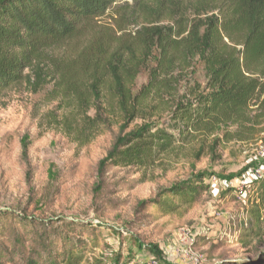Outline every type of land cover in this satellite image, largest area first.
Returning a JSON list of instances; mask_svg holds the SVG:
<instances>
[{"label": "rangeland", "instance_id": "374dc122", "mask_svg": "<svg viewBox=\"0 0 264 264\" xmlns=\"http://www.w3.org/2000/svg\"><path fill=\"white\" fill-rule=\"evenodd\" d=\"M84 43L82 38L44 53L35 67L43 70V88L27 78L0 94V252L6 250L1 242L14 245L17 227L33 242L30 221L19 224L32 218L49 222L57 243L64 236L86 241L88 233L95 235L88 243L90 264H148L150 258L157 264H264V237L242 243L236 231L252 218L255 184L239 183L264 161V129L245 133L248 123L241 137L238 126L209 137L200 134L148 168L101 170L100 162L123 134L124 120L109 86L100 89L95 102L90 78L77 71L75 84L88 99L83 102L60 82L59 72L75 65ZM24 73L35 82L32 70ZM180 76V94L188 83L206 82L198 60ZM149 79L143 70L131 87L134 96ZM142 104L158 109L153 115L140 111L126 132L142 124L167 128L170 105L153 97ZM189 182L201 188L195 204H181L172 212L144 206L163 190Z\"/></svg>", "mask_w": 264, "mask_h": 264}, {"label": "trees", "instance_id": "16d2710c", "mask_svg": "<svg viewBox=\"0 0 264 264\" xmlns=\"http://www.w3.org/2000/svg\"><path fill=\"white\" fill-rule=\"evenodd\" d=\"M106 18L115 23H99ZM82 38L75 65L59 72L60 82L83 102L88 99L75 84L77 71L90 78L95 102L100 89L109 86L124 120L123 134L100 162L101 170L148 168L197 135L209 137L233 126L240 137L248 123L245 133L256 127L263 131L264 0H0V94L27 78L43 88V70L35 67L44 53ZM197 60L205 68V85L188 83L180 94V74ZM26 69L35 73L34 83ZM143 70L150 79L134 96L131 87ZM150 97L170 105L167 128L142 124L126 132L140 111H157L158 105L142 107ZM254 184L252 218L248 227L236 230L242 243L264 237V174ZM200 193L197 184L178 183L143 204L172 212L195 204ZM29 221L33 242L17 227L12 247L1 242L6 250L0 252V264H90L88 243L95 235L88 233L86 241L64 236L57 243L49 222L28 218L19 224ZM95 240L93 250L98 249Z\"/></svg>", "mask_w": 264, "mask_h": 264}, {"label": "crops", "instance_id": "0c3cea01", "mask_svg": "<svg viewBox=\"0 0 264 264\" xmlns=\"http://www.w3.org/2000/svg\"><path fill=\"white\" fill-rule=\"evenodd\" d=\"M256 170H259L261 173L257 174L256 172H250L249 171V172L244 174L245 179L241 180V182L239 184H243V185H247L249 183L252 184V183L256 182L261 176H263V174H264V161L259 163L258 168ZM234 187H236V186H234Z\"/></svg>", "mask_w": 264, "mask_h": 264}, {"label": "built area", "instance_id": "2783aa9c", "mask_svg": "<svg viewBox=\"0 0 264 264\" xmlns=\"http://www.w3.org/2000/svg\"><path fill=\"white\" fill-rule=\"evenodd\" d=\"M263 154H264V152H263ZM257 174H260L261 172L259 171V170H256L255 171ZM158 262H157V260L155 259V258H150L149 260H148V264H157Z\"/></svg>", "mask_w": 264, "mask_h": 264}]
</instances>
